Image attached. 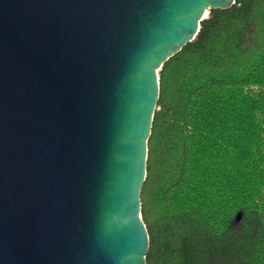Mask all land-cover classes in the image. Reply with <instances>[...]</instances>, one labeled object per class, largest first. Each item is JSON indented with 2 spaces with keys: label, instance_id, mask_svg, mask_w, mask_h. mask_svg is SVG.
Wrapping results in <instances>:
<instances>
[{
  "label": "water",
  "instance_id": "1",
  "mask_svg": "<svg viewBox=\"0 0 264 264\" xmlns=\"http://www.w3.org/2000/svg\"><path fill=\"white\" fill-rule=\"evenodd\" d=\"M234 0H0V264H146L158 70Z\"/></svg>",
  "mask_w": 264,
  "mask_h": 264
},
{
  "label": "trees",
  "instance_id": "2",
  "mask_svg": "<svg viewBox=\"0 0 264 264\" xmlns=\"http://www.w3.org/2000/svg\"><path fill=\"white\" fill-rule=\"evenodd\" d=\"M158 78L146 264H264V0L209 9Z\"/></svg>",
  "mask_w": 264,
  "mask_h": 264
},
{
  "label": "built area",
  "instance_id": "3",
  "mask_svg": "<svg viewBox=\"0 0 264 264\" xmlns=\"http://www.w3.org/2000/svg\"><path fill=\"white\" fill-rule=\"evenodd\" d=\"M236 2V0H234V3Z\"/></svg>",
  "mask_w": 264,
  "mask_h": 264
}]
</instances>
